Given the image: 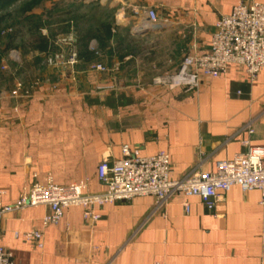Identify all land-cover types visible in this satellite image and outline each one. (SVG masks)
Returning a JSON list of instances; mask_svg holds the SVG:
<instances>
[{"label": "crops", "instance_id": "obj_1", "mask_svg": "<svg viewBox=\"0 0 264 264\" xmlns=\"http://www.w3.org/2000/svg\"><path fill=\"white\" fill-rule=\"evenodd\" d=\"M240 1L48 0L56 17L63 6L70 13L81 5L113 15L86 30L99 53L79 49L75 79L69 68L36 66L33 72L53 83L11 99L5 93L16 76L0 77V199L14 203L34 184L48 182L103 191L98 166L106 156L121 158L124 144L144 155L169 153L175 179L195 169L214 170L219 160L244 150V140L264 149V69L250 81L232 65L192 90L153 83L177 70L193 49L207 52L218 17ZM141 8H154L169 25L139 31L147 26L135 14ZM7 47H0V60ZM95 62L110 70H91ZM23 67V73L32 71ZM260 198L258 190L244 193L236 186L220 192L211 207L190 197L186 212L179 196L160 208L154 196H140L96 204L97 220L73 205L48 226L42 222L48 206H29L0 220V244L13 253L14 264H264ZM35 229L43 231L41 248L23 237Z\"/></svg>", "mask_w": 264, "mask_h": 264}, {"label": "built area", "instance_id": "obj_2", "mask_svg": "<svg viewBox=\"0 0 264 264\" xmlns=\"http://www.w3.org/2000/svg\"><path fill=\"white\" fill-rule=\"evenodd\" d=\"M135 14L143 15L142 23L147 26L169 25V19L161 17L154 8H141L136 10ZM5 31L10 34L14 32L11 28ZM54 43L58 48L51 53L53 60H49V63L60 68H69L72 79H75V66L80 60L78 36L71 32ZM87 48L96 55L99 53L96 39H91ZM193 51L183 57L177 70L157 75L153 83L192 90L199 87L206 78L226 74L232 65L240 67L250 81L256 80L264 69V2L241 0L230 14L218 17L208 51ZM11 55L17 60L15 57L18 53L14 47L7 49L6 62L7 56ZM6 62L0 64V70L7 76L11 73V67ZM90 69L100 72L110 70L101 62L91 63ZM15 85L14 89L7 90L6 95H3L11 99L29 97L28 94L19 93L18 90L21 91L23 87L21 82H16ZM243 146L245 149L234 158L219 160L214 170L195 169L175 179L172 177L169 153L159 151L156 154L144 155L138 148L124 144L121 158L111 161L106 156L98 166L99 180L105 186L103 191L85 192V183L34 184L14 203L5 204L0 199V220L7 213L42 204L49 208L42 218L44 226L59 223L66 209L73 205L84 206L85 217L97 220L100 215L93 211L96 204L103 205L149 195L155 197L158 208L165 205L170 198L179 196L183 199L184 210L189 212L190 197L199 196L211 207L219 198L220 192L236 186L244 193L258 190L261 194L260 205L264 210V149L251 146L249 140H244ZM16 236L19 234L16 233ZM23 237L34 242L37 247H43L42 230L25 232ZM0 264H14L13 253L1 244ZM154 264L164 263L156 261Z\"/></svg>", "mask_w": 264, "mask_h": 264}, {"label": "rangeland", "instance_id": "obj_3", "mask_svg": "<svg viewBox=\"0 0 264 264\" xmlns=\"http://www.w3.org/2000/svg\"><path fill=\"white\" fill-rule=\"evenodd\" d=\"M47 1L48 0H0L1 3H5L8 6L0 8V18L3 17L0 22V47L6 48L7 43L11 41V48L14 47L18 53V56L15 57L17 60L13 59V55L7 56V62L11 67L10 74L13 73L14 76H16L12 88L8 89L9 91L14 89L16 82H21L23 87L21 91L17 90L19 93L22 92V94H28L30 96L34 86L38 87L42 83L52 84L53 82L50 76H37L38 73L33 71H36L34 70L36 66L43 65L52 67L49 60H53L52 52L58 48V45L54 42L62 40L65 35L71 32L75 33L81 42L82 38L85 36L86 30L89 31L90 29L99 28L113 15L112 11L103 9L100 6L85 7L81 5V7L75 10L72 9L70 13L67 11L69 8L63 6L64 8L61 7L62 11L60 16L57 15L58 17H56V8L47 7ZM10 28L18 31L13 39H9L10 33L5 31V29ZM43 37L49 42V48H51V50L47 49V51H44L45 53L39 52V49L33 48V46L37 44L35 42ZM0 51L4 53V50L1 48ZM5 58L6 57L3 56V59L0 60V64H5ZM24 65H26L28 69L32 67V71L23 73V71H25ZM16 67L20 68L19 71L16 70ZM0 77L1 79L7 78L1 70ZM26 79L29 80L26 81Z\"/></svg>", "mask_w": 264, "mask_h": 264}, {"label": "trees", "instance_id": "obj_4", "mask_svg": "<svg viewBox=\"0 0 264 264\" xmlns=\"http://www.w3.org/2000/svg\"><path fill=\"white\" fill-rule=\"evenodd\" d=\"M0 4H1L0 7H3V3L0 2ZM4 5H5V3H4ZM2 19H3V17L0 18V22L2 21ZM17 33H18V31L13 32L11 39H13V37H15V35H17ZM91 34H92V32H91ZM91 34L89 32V33H87V36L91 35ZM35 43H37V44L34 45L33 48H36V49H39V50H42V51H47V49H49V50L51 49V48H49V42L44 37L43 38H39ZM87 44H88V39L83 37L81 42H80V48H81L83 54L84 53L87 54V53L90 52V51L87 50L88 49L87 48ZM9 45H11V41H10ZM7 48H9V47H7Z\"/></svg>", "mask_w": 264, "mask_h": 264}, {"label": "water", "instance_id": "obj_5", "mask_svg": "<svg viewBox=\"0 0 264 264\" xmlns=\"http://www.w3.org/2000/svg\"><path fill=\"white\" fill-rule=\"evenodd\" d=\"M162 27V25H160V24H154V25H152V26H145V27H142V28H140V30L139 31H145V30H149V29H155V28H161Z\"/></svg>", "mask_w": 264, "mask_h": 264}]
</instances>
